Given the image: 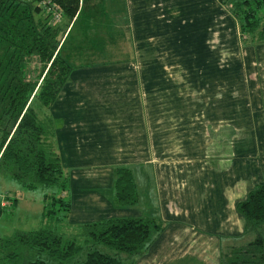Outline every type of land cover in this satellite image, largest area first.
Returning a JSON list of instances; mask_svg holds the SVG:
<instances>
[{"label":"crops","instance_id":"1","mask_svg":"<svg viewBox=\"0 0 264 264\" xmlns=\"http://www.w3.org/2000/svg\"><path fill=\"white\" fill-rule=\"evenodd\" d=\"M194 1L196 10L189 9L185 0H81L63 35L65 39L70 37L66 43L68 55L76 56L88 48L87 55L98 59H94L93 66L76 68L67 84L74 79H91L96 86L93 93L97 103L109 102L114 110L110 115L106 110V120L89 130L82 121L74 126V122L65 119L66 134L75 135L76 131L80 139V149L73 151L75 154L88 148L99 153L104 165V160L112 159L109 173H104L107 168L101 169L102 184L92 182L102 186L90 188L94 195L89 200L99 215L89 218L109 216L110 208L123 207L113 197V168L119 164L131 167L137 190L141 181L149 179L147 198L159 206L157 218L162 228L137 255L134 264H221L232 246L246 243L241 240L246 232L236 203L264 174L262 145L256 150L261 154L255 158L240 153L223 169L210 168L207 172L199 164L205 154L199 155L196 150L200 123L209 112L210 101L214 114L217 109L220 113L232 111L239 100L238 105H243L246 112L240 121L253 128L260 121L258 126L263 127V121L256 117L262 112L260 117L264 119V55L257 49L264 41L254 38L245 42L240 54L228 60H214V55L209 59L212 67L206 71H168L162 65L155 70L152 63L165 62L159 56L141 59L136 55L138 46L151 48L153 41L156 47L166 46L168 38L187 41L174 45L196 47L205 25L208 28L204 39L208 43L216 26L224 25L222 21L217 24L216 4L222 3ZM224 17L231 28L233 23L238 28L230 9H226ZM207 43L202 40L198 46ZM93 45L99 47L100 57H95L90 49ZM196 60L197 56L194 63H198ZM137 61L143 64L140 71L135 69ZM216 61L223 65L214 67ZM200 64L199 67L203 63ZM184 74L191 78L189 82L182 81ZM216 79L222 81L217 83ZM223 90L224 95L228 93L224 99ZM66 92L61 91L58 97ZM56 103L52 105L55 107ZM88 154L87 159L95 158Z\"/></svg>","mask_w":264,"mask_h":264},{"label":"trees","instance_id":"2","mask_svg":"<svg viewBox=\"0 0 264 264\" xmlns=\"http://www.w3.org/2000/svg\"><path fill=\"white\" fill-rule=\"evenodd\" d=\"M51 1L62 9L59 20L52 19L41 0H0V175L27 188L59 184L65 191L50 114L41 117L39 110L56 101L76 68L96 64V59L88 54L83 62L79 59L81 64H74L66 48L70 37L63 38L81 0ZM219 1L230 9L243 37L251 34L264 41V0ZM195 49L199 61L209 53L205 44ZM94 50L95 57H100L99 47ZM113 197L120 204H132L138 198L128 165L114 167ZM3 198L11 205L17 201L16 196L0 194V214L8 206L1 202ZM44 201L42 217L48 218L65 216L72 205L61 194L46 193ZM236 208L245 232L252 230L256 236L232 246L221 264H264V180L250 188ZM57 209L63 210L62 215L55 214ZM161 228V221L150 216H105L83 223L84 244L51 226L17 229L0 236V264H54L51 260L65 259L83 247L79 264H134Z\"/></svg>","mask_w":264,"mask_h":264},{"label":"rangeland","instance_id":"3","mask_svg":"<svg viewBox=\"0 0 264 264\" xmlns=\"http://www.w3.org/2000/svg\"><path fill=\"white\" fill-rule=\"evenodd\" d=\"M185 1L187 2V7L189 9H197L194 6V0ZM226 9L229 8L224 4H221L220 6L216 4L217 24L222 21L224 22V25H221L222 28L220 26H216L215 35L208 41V43L204 39V34H207L206 29L208 27H206L205 25L204 31L199 33V41L195 45L196 47H198L202 40L207 43L205 46L208 49L209 53L203 56L205 62H199L198 59L196 60L198 63H194L195 58L198 54V51L194 46L173 44L174 42H182L183 44H187V41L181 38L179 40H174L173 38H171L172 40H170V38H168L169 40L167 45H160L161 47H156L155 45H153L155 44L154 41L151 48H143L141 46H138L136 55H138L140 58L142 56H151L152 58L159 56L161 60L165 62L152 63V69L155 70H159V67L161 65L163 66V68H165V70L168 71L173 70L191 72L194 70L195 72L196 70H200L202 68L203 71L210 70L212 65L209 64V59H212L214 55V60H220L221 57L228 60V58H233V56L240 54L242 45L245 44V42L255 40L253 37L255 35L250 34L243 37V35L240 34L239 26L238 28H236L235 23H233V28H231L230 23H226V21H229L228 18H223V14H225ZM219 12H221L222 14ZM92 48V50H94V48L96 49V45H93ZM86 49L89 50L88 48ZM257 49L260 50V55H264V43H261V45L258 46ZM87 50L85 52H82L81 54L79 53L76 56H72L71 58L73 63L81 64V62H83L85 58L88 57ZM94 52L96 53L95 50ZM83 55H85L86 57ZM79 59L81 60V62L79 61ZM206 60L208 61L206 62ZM200 63H203L201 67H199V65H201ZM93 65L95 64H92L91 66ZM142 65V63H139L137 61L135 63V69L140 71L143 68ZM214 65H216V67L218 68V65L223 64L222 62L217 63L216 61V63L214 62L213 66ZM262 65L263 64H260L261 67ZM108 68L114 69L115 67ZM73 79L74 77L72 75V80ZM182 79V81L184 82H189V80H191V78L187 79L186 74L182 76ZM171 81L174 82L176 80L171 79ZM221 81L222 80L220 79H216L217 83ZM93 82L91 81V79H87L85 77L83 79H74L70 82V84H66V86H64L62 91L66 92L67 89L66 95H62L61 93L60 97L56 99L57 103L55 104V107L51 105L39 110L41 117L46 116V114H50V124L53 134L52 138L54 148L57 150L64 168V185L66 190L63 191L61 189L62 186L59 184L47 187L38 185L36 188H27L21 186L18 182L12 180L11 178L0 175V194H9L11 197H17V201L13 205H11L10 200H7L6 198H3L1 201L8 206L5 208L2 214H0V236L10 235L17 229L28 230L41 226H51L58 233H61L62 235L67 237H75L78 242L84 244V236L82 234L83 223L95 220L94 218H89L90 215H94L96 213L97 215H99L97 210L98 208L95 205H91L93 202L89 200V197L94 195V193L90 192V188L94 190L95 188L97 189L98 187L102 186H97L95 183L92 185V182H100L104 179V174L102 173L101 169L107 168L106 170H104V173H109L110 169H108V167H112V165L110 164L112 159L109 158L107 160H104L106 162V165H104V163L101 162L99 153L96 150H91L88 148L80 150L79 153L83 155L82 158L80 154H75L73 151L77 152V150L79 151L80 149V144L78 143L80 139L78 136H76V131L75 135L69 133L66 134L65 131L68 129V127L66 126L65 119L68 118L69 121L74 122V126H77L78 124H80V121H82L83 124H87L86 129L89 130L90 127L92 128V125L106 120V110L109 111V115L114 113V110L113 108H111L109 102L101 103L99 100L97 103V95L93 93V89L96 86L93 85ZM95 82L99 83L100 81L95 80ZM218 93L219 91L217 92V94ZM222 94L223 99L228 97L227 92H225L224 95V90ZM263 98L264 95L262 96V99ZM92 102L97 103V106H100L101 108H97L95 104H91ZM237 102H239V100L235 101L232 111H226L224 113H220L221 110H218L217 106H215L217 110H215L216 112H214L213 114L212 109L214 108V105L212 107V102L210 101V109L208 110L209 112L205 114L206 117L203 118L204 121L201 120V126L199 128L200 134L197 137L198 146L196 150L199 155L205 154L204 160L200 161L199 164L206 172L210 168L223 169L225 164L228 165L230 162L234 161L235 158L239 157L240 153L248 154L250 156L255 155V158L261 154L260 153L258 155V153L256 152L257 148L259 149L261 145L263 148L262 155L264 156V119L260 117V114L262 112H260V114H258L256 118L263 121V127L260 128V125L258 126V123L260 121L256 122V128L247 127L245 122L243 123L242 121H240L241 116L246 113L243 108L244 106L238 105ZM98 112H100V114ZM249 114H251V112H249ZM206 119L207 121H205ZM218 119L221 121H218ZM111 120H113V118H111ZM93 148L95 149V147ZM88 152H90L91 155H94L95 158L91 157L87 159L86 157L89 156ZM237 165L238 163L236 164V166ZM263 180L264 174L259 182ZM140 184L141 186H138L137 190L139 196L135 202H133L132 204H123V207L120 208H110L109 211L107 210V214L111 213V215L109 216L142 215L154 217L158 220L157 212L159 206L154 205V203L147 198V195L149 194V179H144L143 183L141 181ZM102 188H104V186ZM46 193H53L57 195L61 194L66 200L71 201V208L65 216H62L59 219L42 217L43 206L45 203L44 195ZM115 210L121 212H112ZM62 211L63 210L57 209L55 211V214L62 215ZM255 236L256 233L250 230L246 232L241 240L243 242H248ZM105 249L107 251L113 250L109 246H105ZM84 253L85 247H83L81 251L65 259L55 258L51 260V263L79 264L80 259L84 256ZM31 255H33L34 257L36 254H34L33 251Z\"/></svg>","mask_w":264,"mask_h":264},{"label":"built area","instance_id":"4","mask_svg":"<svg viewBox=\"0 0 264 264\" xmlns=\"http://www.w3.org/2000/svg\"><path fill=\"white\" fill-rule=\"evenodd\" d=\"M46 6V11L51 13L52 19L59 20L62 15V9L60 5L51 0H41Z\"/></svg>","mask_w":264,"mask_h":264}]
</instances>
